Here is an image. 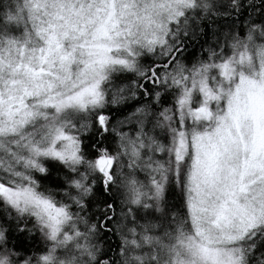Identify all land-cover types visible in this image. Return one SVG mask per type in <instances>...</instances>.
<instances>
[{
    "label": "trees",
    "instance_id": "obj_1",
    "mask_svg": "<svg viewBox=\"0 0 264 264\" xmlns=\"http://www.w3.org/2000/svg\"><path fill=\"white\" fill-rule=\"evenodd\" d=\"M25 5L0 0L2 55L26 36ZM164 26L158 42L107 65L92 104L6 129L0 264H213L198 251L188 203L195 139L264 64V0H192ZM56 126L70 154L45 138ZM38 199L61 218L45 219ZM244 234L223 257L264 264V224Z\"/></svg>",
    "mask_w": 264,
    "mask_h": 264
},
{
    "label": "rangeland",
    "instance_id": "obj_2",
    "mask_svg": "<svg viewBox=\"0 0 264 264\" xmlns=\"http://www.w3.org/2000/svg\"><path fill=\"white\" fill-rule=\"evenodd\" d=\"M191 1L26 0L33 11L26 36L0 54V152L6 129L17 123L57 113L47 108L92 104L107 65L158 42L166 21ZM212 119L215 126L195 139L188 203L202 257L234 264L223 257L227 241L264 224V64L239 79L224 112ZM57 126L45 138H57L54 149L70 154L71 140L56 135ZM35 209L47 220L61 218L42 200Z\"/></svg>",
    "mask_w": 264,
    "mask_h": 264
},
{
    "label": "water",
    "instance_id": "obj_3",
    "mask_svg": "<svg viewBox=\"0 0 264 264\" xmlns=\"http://www.w3.org/2000/svg\"><path fill=\"white\" fill-rule=\"evenodd\" d=\"M2 189V186L0 185V190Z\"/></svg>",
    "mask_w": 264,
    "mask_h": 264
}]
</instances>
